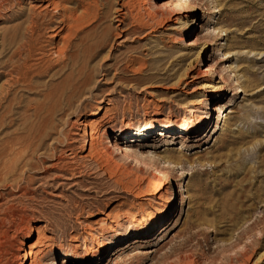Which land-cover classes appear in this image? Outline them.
<instances>
[{
  "label": "rangeland",
  "instance_id": "374dc122",
  "mask_svg": "<svg viewBox=\"0 0 264 264\" xmlns=\"http://www.w3.org/2000/svg\"><path fill=\"white\" fill-rule=\"evenodd\" d=\"M196 1L0 0V264H264V0Z\"/></svg>",
  "mask_w": 264,
  "mask_h": 264
},
{
  "label": "bare ground",
  "instance_id": "6f19581e",
  "mask_svg": "<svg viewBox=\"0 0 264 264\" xmlns=\"http://www.w3.org/2000/svg\"><path fill=\"white\" fill-rule=\"evenodd\" d=\"M5 1V0H4ZM184 2H185V4L187 3V2H190L189 4H186L187 5V7H189L188 9H191L192 11H196V10H200V8H201V6H200V3L198 2V1H196V0H183ZM181 4H183V3H179V5H181ZM184 4V5H185ZM181 7V6H180ZM84 12V11H83ZM83 12L82 13H79V14H77L76 16H75V20L77 21V22H82L83 21V18H84V15H83ZM158 10H155L154 12H152L150 15H152V18L153 19H157V14H158ZM85 13V12H84ZM121 14V13H120ZM168 18H170V16H166L164 19L166 20V19H168ZM86 19V18H85ZM153 19H152V21H153ZM158 21V20H157ZM24 22V21H23ZM61 22V21H60ZM51 24V23H50ZM192 25V24H191ZM20 26H23V24L22 25H20ZM91 32V31H90ZM88 33V32H87ZM86 33V34H87ZM85 34V35H86ZM88 35H89V33H88ZM91 35V34H90ZM85 37V36H84ZM83 38V37H82ZM86 38H88V37H86ZM90 40V39H89ZM83 41H85V40H83ZM4 42V41H3ZM88 42V41H87ZM99 43V42H98ZM190 43L191 42H187V44H189L190 45ZM84 44H85V42H84ZM192 44V43H191ZM87 45V44H86ZM88 49V48H87ZM90 49V48H89ZM213 65H210V64H208V65H205V67L203 68V70H201V72H203L205 75H210V74H213V72L215 71V69L212 67ZM200 72V73H201ZM211 77V76H210ZM221 82H223V83H225V81H223V79L221 80ZM225 90V85L224 84H221V85H219L218 86V92H222V91H224ZM216 99V98H215ZM215 99H213V100H215ZM100 111V110H99ZM190 122V121H189ZM188 122V123H189ZM184 123H180V125L179 126H171V125H166V124H162V125H160L163 129H164V132H167V131H173V127H177V128H179V131H181V130H183L182 128H183V125ZM201 124V123H200ZM125 125V124H124ZM128 125V126H127ZM126 126L127 127H129L130 128V124H127ZM137 127V126H136ZM202 127H203V125H201V129H202ZM143 129V128H142ZM106 133H108V129H106V130H104V132H103V135H106ZM85 135V137L86 136H88L87 134H84ZM99 141V140H98ZM104 141V140H103ZM87 142V141H86ZM85 142V143H86ZM108 142V141H107ZM101 144V143H100ZM104 148V150H105V152H107V153H111V151H110V149H109V147L108 146H104L103 147ZM117 149H118V147H117ZM123 149V148H122ZM75 150V149H74ZM115 150H116V148H115ZM124 153H123V155L129 160V161H133V160H138L139 161V163H142L143 165L142 166H145V167H147L148 169H150L152 172V174H151V177L153 178V180L154 179H158V181L160 182V181H164V179H169V174L166 172V170H165V172H164V170H162V169H160L157 165H155V163H153V162H151V161H147L146 159H144L142 156H138L137 155V153H134L133 152V150H131V149H129V148H127V147H125L124 149ZM119 151V150H118ZM107 156V155H106ZM108 157H110V156H108ZM107 157V158H108ZM72 158V157H71ZM106 158V157H105ZM72 160V159H71ZM112 161V160H111ZM259 165H263L264 166V156L260 159V162H259ZM152 178H151V180H152ZM162 183V182H161ZM254 197H257V196H255L254 195ZM173 199H174V193L172 194V196H171V198L169 199V205H170V203H172L173 202ZM168 207V206H167ZM262 220V218H258L257 220H255L253 223L254 224H258L260 221ZM252 223V224H253ZM264 241V238H262V239H260L259 240V242L261 243V242H263ZM257 245H259V243L257 244ZM243 251L242 252H240V254H241V256H244V255H246V253H247V247H246V245H243ZM104 250H105V248L104 247H99V250H97V249H90V250H88L87 251V257H94L96 254H98V253H103L104 252ZM49 252L51 251V250H48ZM48 251H46V253L48 252ZM31 254L30 255H28V256H25V258H24V261L22 262V264H29L30 263V258H31ZM64 260H62V262H63ZM185 261V260H184Z\"/></svg>",
  "mask_w": 264,
  "mask_h": 264
}]
</instances>
